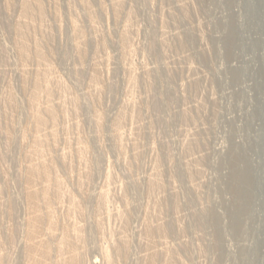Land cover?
Returning a JSON list of instances; mask_svg holds the SVG:
<instances>
[{"label": "clouds", "instance_id": "1", "mask_svg": "<svg viewBox=\"0 0 264 264\" xmlns=\"http://www.w3.org/2000/svg\"><path fill=\"white\" fill-rule=\"evenodd\" d=\"M67 7L0 0V264H219L208 158L228 139L215 120L213 137L205 121L208 101L219 102L212 75L176 46L187 32L211 51L207 14L198 0L158 13L150 4L161 21L162 63L173 80L181 73L158 123L150 73L160 64L143 47L135 4L103 3L104 21L87 0ZM113 14L117 79L107 44ZM85 15L100 42L91 56ZM194 81L202 83L190 98ZM226 247L234 256L235 242Z\"/></svg>", "mask_w": 264, "mask_h": 264}, {"label": "rangeland", "instance_id": "2", "mask_svg": "<svg viewBox=\"0 0 264 264\" xmlns=\"http://www.w3.org/2000/svg\"><path fill=\"white\" fill-rule=\"evenodd\" d=\"M60 2L67 13L69 0H60ZM73 2L80 4V0H73ZM87 2L98 9L102 21L106 20L101 5L111 4V0H87ZM152 2L153 0H126L127 4L136 6L138 23L142 25L140 36L143 47L149 51L151 61L160 64L158 69L154 68L150 73L155 92L154 99H156L151 105V110L159 115L158 123H160L167 115L175 95L171 84L179 81L181 73L175 72L173 80L169 77L168 68L162 63L161 21L158 15L153 21L150 8ZM155 3L158 13L161 5L172 6L177 3V0H155ZM198 3L201 5V11L207 14L212 23L208 36L211 51L203 48L199 37L187 32L184 33L183 41L177 40L176 46L190 51L200 70L212 75L219 102L208 101L210 109L205 116V121L213 137H215L213 129L215 120L221 134L228 139L227 150L217 148L214 150L216 158L213 159L212 156L208 158V167L216 174L210 185L211 192L213 196L219 197V202L214 205L210 218L216 234L215 247L218 252V261L219 264H264V0H198ZM169 20V27H172L171 18ZM83 22L86 27H89L88 48L91 56L96 52L100 42L91 38L87 15L84 16ZM109 22L113 25L115 39H108L107 44L116 54L117 62L114 66L113 78L117 79L122 71L118 62L121 44L119 31L115 30L117 20L114 14ZM237 23L240 24V28ZM181 27H184V24H181ZM221 60L225 64L224 68H220ZM120 83L122 86L123 81L121 80ZM146 83L142 74V89ZM201 83L202 81H194L189 85L190 98L193 93L199 94ZM160 102L162 107L159 108ZM117 107L118 101L113 97V106L109 112L114 114ZM112 118L110 115L106 131H111ZM144 139L146 141L150 139V130L147 126L144 130ZM211 145L212 141H209V146ZM236 148H239L246 159L241 158L243 155L238 158L239 155L235 154ZM235 160L238 165L235 164ZM235 166L242 168L249 166L255 175L249 176V179H244L245 181L242 180V182L234 181ZM251 181L254 182L253 194L254 202L255 200L256 202L250 206V192L247 193L245 189L239 197L241 199H237L236 192L233 193V190L240 186L244 188L246 185L253 188ZM237 185L238 187H233ZM248 206L251 208L249 209ZM217 215L220 218L216 217ZM237 216L239 218L236 220ZM229 239L236 244L234 256L226 247Z\"/></svg>", "mask_w": 264, "mask_h": 264}, {"label": "bare ground", "instance_id": "3", "mask_svg": "<svg viewBox=\"0 0 264 264\" xmlns=\"http://www.w3.org/2000/svg\"><path fill=\"white\" fill-rule=\"evenodd\" d=\"M237 21H238V20H237ZM237 26H238V28L241 27L239 23H237ZM184 41H185V40H184ZM177 44H178V43H177ZM184 45H185V44H184ZM182 47H183V46H182ZM159 97H160V96H159ZM159 97H158V98H159ZM154 100H156V99H154ZM154 100H153V103H154ZM157 100H158V99H157ZM155 103H156V102H155ZM156 104H158V103H156ZM152 105H153V104H152ZM157 106H158V105H157ZM160 106L162 107L161 102H160V104H159L158 107L160 108ZM235 145H236V144H235ZM237 147H239V146L237 145ZM235 154L239 155L238 158H240V156L243 155V156H241V158L243 159V157H244V159H246L245 156H244V154H243L242 152L240 153L239 148H236V149H235ZM234 158H235V157H234ZM234 158H233V159H234ZM236 158H237V157H236ZM238 158H237V159H238ZM232 163H233V162H232ZM235 164H237V163H236V160H235ZM237 165H238V164H237ZM239 166H240V165H239ZM241 166H243V164H242ZM232 171H233V170H232ZM234 171H235L234 174H233V175H234V181H238V182H240V181L242 182V180L247 179L249 176L255 175V174L253 173L252 169H251L249 166H247V167H245V168L235 166V170H234ZM251 171H252V172H251ZM232 173H233V172H232ZM233 175H232V176H233ZM254 177H255V176H254ZM248 179H249V178H248ZM253 179H255V178H253ZM244 181H245V180H244ZM244 181H243V182H244ZM246 182H248V181H246ZM236 184H237V183H236ZM243 184H244V183H243ZM246 184H247V183H245V185H246ZM251 184H252L253 188H252L251 186H249V185H248V186L246 185L247 187L245 186L244 188H243L242 186L238 187V185H237V186H233V187H238V188H236V190H233V193H234V191L236 192L237 199L243 194V192L245 191V189H246L247 193L250 192V193H249L250 196H251V197L249 196V197H250V199H249L250 201L248 200L249 203H250V206L253 205V203L256 202V200H255V202H254V198H255V196H254V194H253V193H254L253 190H254V188H255V187H254V182L252 183V181H251ZM241 185H242V184H241ZM246 196H247V195H246ZM249 197H248V198H249ZM244 198H245V197H244ZM239 199H241V198H239ZM245 200H246V199H245ZM237 201H238V200H237ZM236 203H237V202H236ZM239 203H240V202H239ZM239 203H238V204H239ZM238 204H237V205H238ZM241 204H242V203H241ZM247 204H248V203H247ZM247 204H245V206H246ZM237 205H236V206H237ZM239 206L241 207V205H239ZM245 206H244V207H245ZM250 206H248L249 209L251 208ZM240 207H237V208H240ZM248 207H247V208H248ZM235 208H236V207H235ZM235 208H234V209H235ZM242 208H243V207H242ZM242 208H241V209H242ZM243 209H244V208H243ZM243 209H242V210H243ZM237 210H238V209H237ZM235 211H236V209L234 210V212H235ZM239 211H240V210H239ZM238 213H240V212H238ZM234 214H236V213H234ZM216 217H219V216L217 215ZM234 217H235V216H234ZM219 218H220V217H219ZM237 218H239V217L237 216V217H236V220H237ZM217 220H218V219H217ZM236 220H235V221H236ZM213 221H215V220L213 219ZM219 221H220V220H219ZM216 222H217V221H216ZM216 222H215V223H216ZM219 224H221V222H220ZM219 224H217V225H219ZM240 227H241V226H240ZM221 228H222V226H221ZM221 228H220V229H221ZM241 232H242V231H241Z\"/></svg>", "mask_w": 264, "mask_h": 264}]
</instances>
